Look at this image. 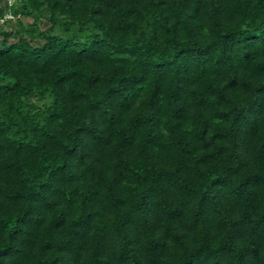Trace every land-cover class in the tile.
<instances>
[{
	"label": "trees",
	"instance_id": "1",
	"mask_svg": "<svg viewBox=\"0 0 264 264\" xmlns=\"http://www.w3.org/2000/svg\"><path fill=\"white\" fill-rule=\"evenodd\" d=\"M8 10L0 264H264V0Z\"/></svg>",
	"mask_w": 264,
	"mask_h": 264
},
{
	"label": "rangeland",
	"instance_id": "2",
	"mask_svg": "<svg viewBox=\"0 0 264 264\" xmlns=\"http://www.w3.org/2000/svg\"><path fill=\"white\" fill-rule=\"evenodd\" d=\"M4 4V0H0V7H2ZM21 20L24 22L25 25L29 24L32 21V17L31 16H25V15H21L20 16ZM11 27H14L16 25V22H10L9 23ZM40 27H43L44 25L40 22L38 24ZM16 37L12 36L11 39H15Z\"/></svg>",
	"mask_w": 264,
	"mask_h": 264
},
{
	"label": "built area",
	"instance_id": "3",
	"mask_svg": "<svg viewBox=\"0 0 264 264\" xmlns=\"http://www.w3.org/2000/svg\"><path fill=\"white\" fill-rule=\"evenodd\" d=\"M12 1V0H9V2ZM13 14L8 10L3 17H0V21H2L3 19L5 18H13Z\"/></svg>",
	"mask_w": 264,
	"mask_h": 264
}]
</instances>
